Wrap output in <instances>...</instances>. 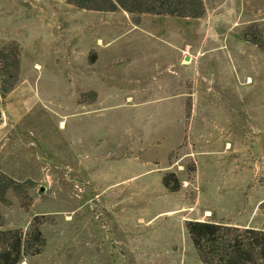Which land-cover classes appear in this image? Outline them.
I'll return each instance as SVG.
<instances>
[{
	"label": "rangeland",
	"instance_id": "1",
	"mask_svg": "<svg viewBox=\"0 0 264 264\" xmlns=\"http://www.w3.org/2000/svg\"><path fill=\"white\" fill-rule=\"evenodd\" d=\"M203 3L0 0V231L44 239L20 264H202L187 221L264 230V0Z\"/></svg>",
	"mask_w": 264,
	"mask_h": 264
},
{
	"label": "trees",
	"instance_id": "2",
	"mask_svg": "<svg viewBox=\"0 0 264 264\" xmlns=\"http://www.w3.org/2000/svg\"><path fill=\"white\" fill-rule=\"evenodd\" d=\"M80 9L113 11L122 8L129 13L170 14L181 17H201L205 12L203 0H67ZM18 70L17 62L13 63ZM1 66L0 74L6 72ZM8 84L3 94L13 87ZM14 181L0 172V202L5 199V192L12 187ZM164 184L168 185L164 180ZM186 230L197 256L202 264H259L264 258V230L238 227L214 221H187ZM240 232L249 234V238L241 239ZM31 239H23L19 230L0 231V264H20L24 254L34 243H38L34 251L38 252L43 244L41 232L35 228L29 232Z\"/></svg>",
	"mask_w": 264,
	"mask_h": 264
},
{
	"label": "bare ground",
	"instance_id": "3",
	"mask_svg": "<svg viewBox=\"0 0 264 264\" xmlns=\"http://www.w3.org/2000/svg\"><path fill=\"white\" fill-rule=\"evenodd\" d=\"M63 124V123H62ZM62 126V125H61Z\"/></svg>",
	"mask_w": 264,
	"mask_h": 264
},
{
	"label": "water",
	"instance_id": "4",
	"mask_svg": "<svg viewBox=\"0 0 264 264\" xmlns=\"http://www.w3.org/2000/svg\"><path fill=\"white\" fill-rule=\"evenodd\" d=\"M187 59V58H186Z\"/></svg>",
	"mask_w": 264,
	"mask_h": 264
}]
</instances>
